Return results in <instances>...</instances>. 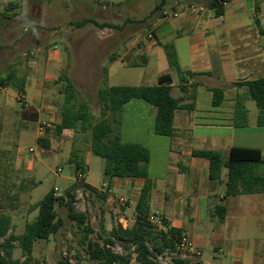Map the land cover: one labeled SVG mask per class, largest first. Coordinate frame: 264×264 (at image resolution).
I'll return each mask as SVG.
<instances>
[{"label":"crops","instance_id":"obj_1","mask_svg":"<svg viewBox=\"0 0 264 264\" xmlns=\"http://www.w3.org/2000/svg\"><path fill=\"white\" fill-rule=\"evenodd\" d=\"M97 1L107 6L108 10L111 5L126 4L129 0H109L107 4L103 0ZM138 1L135 0V3ZM209 1L211 0L167 1L163 11L157 14L154 23V28L157 30L155 40H150V44L144 42L141 44L138 43V39H134L130 43L134 50L132 54L131 50L127 49L126 36H123L118 42V50L109 54V57L115 55L116 59L113 62L107 61L104 68L108 72L109 86H154L158 84L160 76L170 74L173 81L172 95L180 99L181 106H194L192 110L181 108L176 111L175 134L168 137L155 133L156 108L143 100H131L124 106L122 112L121 141L126 145H141L150 152L147 170L152 182L150 217H153V222L163 230L171 227L181 230L182 234L190 236L201 250L203 246L213 244L214 257L223 252L222 245H224L228 250L227 256L231 255L230 259L234 261V257L242 258L244 251L241 248L234 249L233 242L227 243L224 231H234V217L241 215L244 217L242 221L244 226L255 231L256 234L250 245L254 247L259 240L264 244V192L227 196L228 169L225 167L222 169L220 180H212L209 176L210 161L194 157L192 152L219 151L223 163H226L234 147L264 151L262 143L259 145L238 143V137L241 139L252 137L263 141L264 126L258 123L260 114L258 107L253 120L250 119L247 103L251 98L246 93L247 88L234 87L236 82L264 77V15L262 19L256 15V11L260 8L264 11V0H240L241 4L231 9H228V6L239 0H228L224 3L222 15L216 14L215 9L205 7ZM162 2L163 0H160L157 5ZM184 3L197 4L205 9L197 15L183 12L174 17L172 13L179 6H185ZM25 5L26 2L23 0L18 2L0 0V32H12L11 27L20 22L22 12L26 9ZM90 18L100 24L110 23L105 16L101 21L96 17ZM31 19L35 28L28 33L29 27H25V35L30 39L37 38L38 45L45 50L49 49L48 54L53 56L57 60V66L61 67L64 51L73 44L72 28L56 29L50 35L51 38L58 36L65 40L64 50H61L57 43L53 46L47 45L43 36L38 37V29L47 25H39L38 18L31 17ZM21 22H26V19ZM96 35L100 42L105 40L108 42L110 38H121L119 34L108 28L100 29ZM165 44L174 45L181 69L193 73V75L187 74L184 82L181 81L178 71L169 65ZM139 58L142 62L138 61ZM138 68L144 70L138 72L136 70ZM37 78L34 75L26 76L25 91L20 94L25 101H28L27 90L30 88L35 90ZM213 88L224 91V100L217 107L213 105ZM240 97L248 115V125L242 129L234 125L236 103ZM27 106L34 108L37 105H32L28 101ZM61 119L62 116L57 121V125L61 123ZM49 124L51 126V123ZM68 131L74 130L67 129L63 133ZM73 151L79 156L92 153L90 149L89 152L82 154L79 149L74 148L71 154H68V160ZM83 165L86 169V163ZM71 168L73 173L74 169ZM81 178L84 183L98 191L86 190L88 194L97 196L98 200H101L100 227L104 225L106 230L110 231L117 224H122L124 228L133 226L136 218L135 207L146 179L111 178L104 173L101 184L96 186L86 180V172ZM105 184L108 185L107 189L104 187ZM119 197L131 201L132 204L120 203ZM114 204H118L119 208ZM220 208L226 209L225 214L222 215ZM237 226L241 224L238 223ZM172 255L166 252L158 256L156 261L158 264L159 262L173 264ZM133 257L131 264L136 262L135 256Z\"/></svg>","mask_w":264,"mask_h":264},{"label":"rangeland","instance_id":"obj_2","mask_svg":"<svg viewBox=\"0 0 264 264\" xmlns=\"http://www.w3.org/2000/svg\"><path fill=\"white\" fill-rule=\"evenodd\" d=\"M23 1L26 2V9L22 12L20 22L11 27L12 32H0V76L15 70L19 78H26L28 75L38 77L35 90L30 88L26 92L27 100L32 105H37L34 108L27 106L28 101L22 99L15 88L0 85V214L11 215L15 234H21L26 223L30 220L33 221L38 215L37 210L29 212L32 204L39 202L51 189L58 188L57 195H62L75 182L76 177H73L72 168L67 158L72 149H79L82 154L91 149L89 133L81 131L57 133V121L60 119L65 103V94L63 93L65 82L61 81L60 77L66 74L73 79L77 87L78 99L87 101L91 113L96 120H99L101 104L97 92L102 86L103 69L109 61V54L118 50V42L123 36H126L127 49L131 50L132 54H134V50L130 43L134 39H138V43L141 44H150V40H155L157 30L154 28V23L156 19L145 20L160 2V0H139L135 3V0H129L126 4L111 5L107 10V6L99 1L96 2V0ZM103 1L106 4L109 2V0ZM207 1L205 0V2ZM240 4V0L231 3L228 9ZM184 5L188 4L184 3ZM261 10L260 8L256 11V15L262 19L264 11ZM103 16L108 19V22L118 27L111 30L115 34H119L121 38H110L108 42L106 40L100 42L96 35L100 28L96 25L89 23L81 28L71 25L90 17H96L98 21H101L104 19ZM31 17L38 18L39 25H47L45 28L38 29V37L42 38L43 36L47 45L53 46L57 43L61 50H64L65 40L58 36L51 38L50 35L56 29L68 28L69 30L72 28L73 44L64 51V61L61 67H58L57 60L48 54L49 49L45 50L38 45L37 38L30 39L28 35H25V27H29L28 33H31L35 28ZM24 19L26 22H21ZM46 22L48 23L46 24ZM149 34H152L153 37L149 38ZM181 51L183 52V50ZM138 61L142 62V59L139 58ZM136 70L142 72L144 69ZM246 93L249 94L247 89ZM35 98L38 100L36 101ZM247 108L252 121L258 110L256 103L250 99ZM44 121L48 124L51 123V126L43 135H40L39 127ZM39 140H43L44 143L48 142L49 147L40 144ZM237 140L238 143L245 145H254L255 143L264 145V140L252 137L243 139L238 137ZM32 148L35 149L34 152H30ZM78 157L80 162L86 163L87 168L84 167L86 180L96 186L100 185L104 177L105 160L93 153ZM256 172L264 175V164L257 166ZM100 201L97 196L88 194L86 190L82 189L77 192L75 199L77 210L88 211L85 212L88 222L96 231L91 236L97 239V232L100 231L99 210L102 208ZM114 206L119 208L118 204H114ZM59 213L63 219V226L57 236L52 237L49 241H38L33 251L35 262L56 264L59 258L68 256L74 264H96L89 260L85 248L79 244L83 231L78 229L76 223L68 218L67 208L62 207ZM243 219V216L235 215L234 231H224L227 243L233 242L234 249H243L242 258L234 257V261H232L231 255L227 256L228 250L224 245H222L223 252L214 257V246L209 244L203 246L202 250L203 259L206 263L208 262L207 264H222L223 262L226 264H264L263 241L259 240L254 247L250 245L256 234H254L255 231L244 226ZM238 223L241 226H237ZM218 245L221 244L218 243ZM116 250L122 252L119 246L116 247ZM175 256L178 257L176 252L171 259H174ZM13 258L24 260L23 251L18 244L14 250ZM133 264L137 263L133 262ZM159 264L162 263L159 262Z\"/></svg>","mask_w":264,"mask_h":264},{"label":"trees","instance_id":"obj_3","mask_svg":"<svg viewBox=\"0 0 264 264\" xmlns=\"http://www.w3.org/2000/svg\"><path fill=\"white\" fill-rule=\"evenodd\" d=\"M167 1L157 5L150 16L145 20L157 18L163 11ZM228 0H211L208 8L215 9L216 14L224 13V3ZM92 23L100 29L118 27L112 23L100 24L93 18H85L72 26L84 27ZM167 59L170 67L176 69L182 82L187 74L179 65L176 49L173 44H165ZM115 55H110L109 61L113 62ZM61 81L65 82V103L62 110L61 123L57 125L58 134L70 129L90 134L91 151L94 155L105 160L104 173L111 178H144V185L139 201L135 207L136 218L132 227L124 228L117 224L112 230L100 227L97 232L98 239L92 238L96 231L88 222L85 212H80L75 206L76 194L79 190L97 191L93 186L84 183L81 178L85 174L84 165L78 160L76 151L72 152L69 165L73 167L75 182L65 192L58 196L55 189H51L39 202L33 204L29 212L38 211L33 221L27 222L22 234L13 231V220L9 214H0V264H40L35 262L33 251L37 241H49L57 236L63 226L60 209L66 207L68 218L74 221L78 229L83 231L79 244L85 248L86 254L96 264H131L133 256L137 264H158V256L170 252L174 254L182 232L176 228L161 229L158 224L150 220V197L152 182L148 176L147 165L150 161V152L138 144H124L121 141L122 112L124 106L131 100L138 99L147 102L156 108L155 133L161 136L175 134L174 118L176 111L181 108L192 110L194 106L183 107L181 101L172 95L173 81L170 74L160 76L158 84L154 86H109L108 72L103 69L102 86L97 95L101 104V116L96 120L91 113L87 101H80L77 97V87L69 75H62ZM2 87L15 88L19 94L25 91V78H19L15 70L0 76ZM234 87L248 89L249 96L260 110L258 123L264 126V77L254 80L234 83ZM213 105L220 106L224 100V91L213 88ZM234 125L236 128H246L248 125L247 111L238 99ZM39 143L49 147V143L39 140ZM194 157L205 158L210 161V179L220 180L222 169H228L226 181L227 196L249 195L264 192V175L256 172V167L264 164V151L260 149L234 147L226 163H223L221 153L215 150H194ZM18 196H16V199ZM222 215L226 209L220 208ZM165 222V221H164ZM23 251L24 260L14 259L13 253L16 245ZM119 246L122 252H118ZM56 264H74L68 256L59 258ZM173 264H190V261L175 256Z\"/></svg>","mask_w":264,"mask_h":264},{"label":"built area","instance_id":"obj_4","mask_svg":"<svg viewBox=\"0 0 264 264\" xmlns=\"http://www.w3.org/2000/svg\"><path fill=\"white\" fill-rule=\"evenodd\" d=\"M204 7L197 5V4H188L187 6H180L176 11L172 13L174 17L179 16L181 13L186 12L189 15H197L204 11ZM153 35L149 34V38H152ZM50 127L48 123H42L39 127V134L43 135L46 130ZM35 149H30V152H34ZM104 187L107 189L108 185L105 184ZM56 193L59 191L58 188H55ZM111 192V190H108ZM119 202L122 204H132V202L126 200L123 197L118 198ZM150 220L153 222V217H150ZM176 254L178 257L184 260L190 261V264H207L203 259V252L202 250L196 245L194 240L188 236L187 234H182L181 238L179 239L176 247ZM175 254V253H174Z\"/></svg>","mask_w":264,"mask_h":264}]
</instances>
